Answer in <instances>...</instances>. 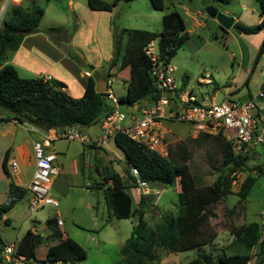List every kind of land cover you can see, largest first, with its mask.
I'll use <instances>...</instances> for the list:
<instances>
[{
  "label": "rangeland",
  "instance_id": "obj_1",
  "mask_svg": "<svg viewBox=\"0 0 264 264\" xmlns=\"http://www.w3.org/2000/svg\"><path fill=\"white\" fill-rule=\"evenodd\" d=\"M19 1L0 0V23L8 5ZM164 1L165 7L162 10L155 9L150 0L120 1L112 12L98 14L100 19L95 31V27H90V20H79L75 8V5H79L90 9L87 0H73V6H69V0L49 2L38 0L37 3L45 10L37 31L42 38L40 43L36 42L39 49L35 53L38 57V67L43 66L46 73H51L54 60L62 56L70 60V53L78 54L81 61L71 59L75 67L70 71L71 77L74 78L70 83V92L78 94L83 88L82 78L80 80L78 77L79 71L89 70L94 76L105 75L108 72L104 67L114 51L116 32L122 28L161 31L163 15L176 9L183 15L187 30L190 32V39L177 50L170 61V65L176 69L174 75L177 80L183 82L187 77V90L193 91L200 99L214 97L215 101L219 102L224 98L237 100L239 94H250L256 105L254 113L264 117V98L258 99L257 96L258 92L264 89V54L251 73L256 54L264 39V28L256 33H237L234 28L225 32L219 27L217 19L207 13V7L213 6L224 15L235 20L238 18L242 24L256 26L261 21L257 1L232 0L230 3L218 0ZM57 26L64 27L66 32L59 34L49 31L51 27ZM77 32L80 43L77 41L75 44L73 36ZM152 41L155 47H158V41ZM12 53L8 52L9 58ZM48 60L51 63H48ZM109 71L111 76L102 78L109 80L112 92L117 97L126 94L124 78L129 77L128 70L119 72L114 68ZM19 74L24 78L35 77L34 74L22 70ZM141 104H145V101ZM120 109L129 112L132 106L122 103ZM3 125L0 121V207L9 199L12 182V177L6 174L2 165L6 153L4 145L7 141L1 133ZM165 125L171 143L170 158L174 162L188 163L197 185L212 184L222 172L220 168L222 151L219 143L210 137L193 133L188 122L167 121ZM85 128L86 130L90 128L94 134L101 132L100 123ZM85 128L82 131L87 133L84 131ZM56 142L65 150L59 157L64 162L63 173L66 175L62 173V179L51 189L53 196L59 201V206L46 205L31 212L30 194L27 192L17 199L14 206L3 214V219H0L2 242L6 245L17 244L28 229H33L44 236L36 251L37 258L49 256L57 246L51 234L58 230L56 224L51 223L49 219L55 217V212L58 211L65 222V232L87 251L85 259L73 264H124L120 249L131 236L138 216L132 215L129 218L115 216L108 204L107 186H103L105 185L103 177L108 172H125L118 162V158L124 160L123 150L116 145L114 139H110L106 146L100 148L63 138ZM257 148L259 153L251 152L247 165L236 171L232 185L233 193L211 208L214 216L210 221L220 236L213 244L203 246V250L218 254L220 248L228 243L230 235L233 234L230 231H233L234 227L252 221H263L264 175H259L258 168L262 166L264 169V149L260 145ZM80 155L83 157L82 162H85L83 173L77 169L76 159ZM250 172L258 175V182L247 199L240 200L237 192ZM97 183H102V186L96 187ZM129 188L127 186V191L132 193ZM178 192V188L167 186L157 202L155 198L154 200L147 198L151 200L146 213V219L150 224L156 223L163 214L178 213ZM136 206L137 203H134L133 207ZM5 219H8V222H5ZM230 248L240 253L247 251L240 243H235ZM159 251L162 255L165 253V250ZM197 252L196 248L170 252L162 257V263L183 264L196 256Z\"/></svg>",
  "mask_w": 264,
  "mask_h": 264
},
{
  "label": "trees",
  "instance_id": "obj_2",
  "mask_svg": "<svg viewBox=\"0 0 264 264\" xmlns=\"http://www.w3.org/2000/svg\"><path fill=\"white\" fill-rule=\"evenodd\" d=\"M37 1L11 2L1 20L0 109L6 112L10 119L29 121L46 129L76 126L82 131L85 127L100 123L103 116L112 112L113 105L107 99L106 92L97 91V83L102 77L111 76L109 70L114 68L119 72L127 69L129 74L127 79L124 78L127 91L119 97L121 103L133 105L143 101L152 103L157 100L161 92L150 74L152 61L144 48L152 40H157L160 59L165 64H170L177 50L190 39L185 19L176 9L163 15L161 31L122 28L114 35L115 48L107 66L108 72L105 75L84 77L83 94L80 97H74L64 90L66 84L63 81L54 78L46 79L43 76L24 78L19 75L14 65L10 63L2 65L8 52L17 50L27 34L39 30L45 10ZM120 1L130 0H87V4L93 10L112 11ZM218 1L230 3L232 0ZM256 1L260 6L261 21L256 26L235 22V26L241 27L244 33H256L264 28V0ZM150 2L155 9L162 10L165 7L164 0H150ZM219 27L228 32L220 24ZM49 31L59 32V34L66 32L62 26L51 27ZM263 54L264 39L256 54L251 73L256 69ZM70 56L75 61H81L78 54L70 53ZM246 82L248 84V80ZM186 84L187 77L183 81V85L186 86ZM201 135L219 143L222 151L220 163L222 172L212 184L203 186L197 185L195 175L191 172L188 163L174 162L170 158L172 150H169L168 156H162L124 133H116L114 141L124 152L128 165L124 171L131 181L125 182L118 172L113 171L103 177L105 184L103 186H107L108 204L115 216L118 218L138 216L131 236L120 249L124 264H163L162 257L165 254L195 248L198 251L196 256L183 264H248L252 258L255 259L254 264H264V233H262L263 224L260 221L234 227L233 233L237 241L246 247V253L224 250L217 254L202 249L203 246L213 244L218 236V232L210 221V218L214 216L211 208L233 193L234 175L237 170L247 165L250 153L253 151L246 154L236 153L232 142L222 133ZM9 153L10 150H7L2 165L6 174L11 176L7 165ZM133 167L138 169L141 178L148 181L152 187L160 189L167 186L174 187L179 178L181 190L178 192L179 208L176 215L163 214L156 223L150 224L146 219V213L150 206V199L154 198L153 195L141 196L137 206L133 207L135 201L126 189L127 186L131 188L135 183V178L131 176ZM258 173L264 175L262 166L258 168ZM257 181L258 175L251 172L247 174L237 192L240 200L247 199ZM109 182L111 185H108ZM101 184L97 183L96 187L100 188ZM26 193L25 188L11 182L9 199L0 207V219H3V214ZM147 198L150 199L147 200ZM49 221L57 226L56 217ZM5 222H8V219H5ZM51 235L57 246L49 256L37 258L36 251L44 236L33 229H28L16 244V254L24 255L37 263L50 264L55 262L73 264L86 258V249L70 237L62 239L59 228ZM254 247L256 250L251 254ZM160 249L165 250L163 255L160 254Z\"/></svg>",
  "mask_w": 264,
  "mask_h": 264
},
{
  "label": "built area",
  "instance_id": "obj_3",
  "mask_svg": "<svg viewBox=\"0 0 264 264\" xmlns=\"http://www.w3.org/2000/svg\"><path fill=\"white\" fill-rule=\"evenodd\" d=\"M144 51L152 61L150 74L161 96L152 103L133 104L132 110L125 112L120 109L122 103L110 89V82L107 79L105 92L107 99L113 105V110L100 120L101 132L94 141L98 146L106 145L110 139H114L116 133L121 132L132 140L146 145L150 150L162 156H168L171 143L165 122L179 121L190 123L193 133L198 135L222 133L232 142L236 153H249L259 145L264 149V117L254 113L256 105L253 100L240 102L223 99L217 102L214 97L200 99L193 91L187 90L183 82L177 80L174 75L176 69L160 59L159 49L155 47L153 41L146 45ZM84 76H91V72L86 70ZM261 98H264V89L258 92V99ZM2 119L4 117L0 115V120ZM51 130L52 135L44 134L42 141L34 143L35 169L29 185L31 212L46 205L59 206V201L53 196L51 189L54 177L60 170L55 165L56 153L46 151L45 146H50L59 138L93 143V139L76 126H67L62 129L51 128ZM9 166L15 173L19 169L14 161L10 162ZM131 176L135 178L131 190L136 196L153 195L156 202L158 201L163 189L152 187L148 181L141 178L137 168H131ZM174 187L181 190L179 178ZM57 222L61 225L62 219L58 218ZM0 264L50 263H37L24 255H17L16 244H2L0 245ZM54 264H61V262Z\"/></svg>",
  "mask_w": 264,
  "mask_h": 264
},
{
  "label": "crops",
  "instance_id": "obj_4",
  "mask_svg": "<svg viewBox=\"0 0 264 264\" xmlns=\"http://www.w3.org/2000/svg\"><path fill=\"white\" fill-rule=\"evenodd\" d=\"M68 4H69V6H73L74 5L73 0H69ZM75 8H77L79 20L80 21H84L85 19L90 20V24H91L90 27H95V29L93 28L95 31L97 30L98 20L100 19L98 14L99 13L104 14L105 12H112L113 11V10L112 11H100V10H93L91 8L87 9L88 7L87 8L84 6L80 7L79 5H75ZM236 21H239V19L236 18L235 22ZM39 36L40 35L38 32H33V33L26 35L23 42L21 43L20 47L17 50L12 51L13 53H12L11 58H9L7 55V58L2 65L6 64V63H10L17 68L18 73H20V71L22 70L26 73L34 74L35 77L43 76L46 79H50V78L51 79H53V78L58 79L60 81H63L66 84V87L64 88V90L67 93L71 94L74 97L82 96L84 88H82L81 92L78 94H72L70 92V88H71L70 83L72 80H74V78L71 77L70 71H71V69H73L75 67V65L71 59L69 60L68 58L62 56L61 58L54 60L53 65H51V68H52V70H50L51 73H46V71H45L46 68L43 66L38 67V65H37L38 64V60H37L38 57L35 56V53H37V51L39 50L37 47L38 46L37 43H40L39 41L42 40V38ZM79 39L80 38H79L78 32H77L73 36V42L75 44L77 43V41H78V43H80ZM46 53H44V54H46ZM113 53H114V51H113ZM113 53L111 56L108 57V60L106 61V64H105V67L101 66V67H104V70L107 68L108 63L113 56ZM62 61H64V62L60 65V63ZM47 62L51 63V61H49V60ZM57 64H59L61 67ZM98 65H100V62ZM67 72H69V73H67ZM84 72L85 71H79L78 72V77L80 78V80H81V78L83 80V78L86 77V76H84ZM90 72H91V75H93L92 71H90ZM26 78H29V77H26ZM245 95L250 96V94H239L237 100L244 97ZM257 96H258V94H257ZM224 99H228V98H224ZM249 99H251V98H249ZM257 114L260 115L259 113H257ZM0 115H3V117H4V120L1 121V123L4 124L2 126V132L1 133L4 136V138H7V141H6V144L4 145V147H5L6 151L10 150L7 165H8L10 175L12 177V182L16 186L25 188L31 197L29 185H30V182L32 179L34 169H35V157H34V149H33L34 143L36 141H42L44 134L48 133V134L52 135L53 131L51 129H46V128L40 127L38 125L32 124L29 121L21 122L19 120L10 119V118H8V114L6 112H3V110H1V109H0ZM84 131H86L87 132L86 134L93 139V143H91V144L88 143L89 146H93L95 148H100V147L106 146V145L98 146L94 142L97 139V137L100 135L99 133L94 134L90 130V128L87 130L85 128ZM61 139L62 138L56 139L52 142V144L50 146H45L46 151H53L56 153L55 165L60 170L59 174L54 177L52 187L57 185L58 182L62 179L61 177H62V173L64 170L63 169L64 168V162H63V160L60 159L59 154L65 153V150L62 149L61 145L56 142V141L61 140ZM253 151L257 152V153L259 152L257 146L253 149ZM82 158L83 157H81V155L77 156L76 161L78 162V165H77L78 171L79 172L82 171V173H83V167L85 165L84 164L85 162L84 163L82 162ZM124 159H125V157H124ZM12 161L16 162L18 165L19 169L16 173L15 172L12 173V171L10 169L9 163ZM118 162H119V165L122 164L123 166H125V164L119 158H118ZM110 173L111 172H108V174H110ZM119 174L122 176L123 179H125V181H127V182L129 181L130 178L128 177V175L125 172L119 173ZM63 175H66V174L63 173ZM108 185H111V183L109 182ZM129 189L131 190V188H129ZM131 192H132L131 194L133 196L135 203H138L141 197L136 196L132 190H131ZM55 217L57 219L61 218L58 211L55 212ZM260 222L263 224V221L260 220ZM64 223L65 222L63 219H62L61 225H59L57 223V226L62 233V236H61L62 239L69 237V234H67L65 232ZM230 233L232 234L233 231H230ZM233 234L230 235V239H229L228 243L223 245V247L220 248V253L224 250L226 252H234V250L231 249L230 247L233 244L239 243V242L237 241L236 236ZM219 236H220V233H218L217 238ZM202 249H203V247H202ZM255 250H256V247H254L251 250V254H253L255 252ZM254 261H255V259L252 258L248 264H254Z\"/></svg>",
  "mask_w": 264,
  "mask_h": 264
},
{
  "label": "water",
  "instance_id": "obj_5",
  "mask_svg": "<svg viewBox=\"0 0 264 264\" xmlns=\"http://www.w3.org/2000/svg\"><path fill=\"white\" fill-rule=\"evenodd\" d=\"M207 13L212 17L217 19L218 23L226 30H229L231 28H234L235 31L237 33H243V29L239 26H235V19L232 17H229L227 15H224L223 13L219 12L217 8L213 7V6H209L207 7ZM106 87H107V80L106 79H99L98 83H97V91L98 92H105L106 91ZM250 96L249 95H245L244 97L240 98L239 101L240 102H245L247 100H249ZM122 162L125 164V166H123L122 164H120V167L122 169H125V167L127 166V162L126 159L122 160ZM3 242L1 241L0 238V245H2Z\"/></svg>",
  "mask_w": 264,
  "mask_h": 264
}]
</instances>
